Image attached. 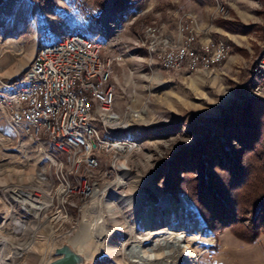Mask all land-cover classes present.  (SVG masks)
I'll return each mask as SVG.
<instances>
[{
  "label": "rangeland",
  "instance_id": "1",
  "mask_svg": "<svg viewBox=\"0 0 264 264\" xmlns=\"http://www.w3.org/2000/svg\"><path fill=\"white\" fill-rule=\"evenodd\" d=\"M23 1L26 0H0V33L7 30L9 38L13 33L9 31L12 20L6 30L4 22L8 23L7 18L13 17L16 6ZM28 1H34L36 44L49 45L65 35L78 33L105 44V55L128 48L130 53L113 77L116 107L121 113L128 106L137 112L133 127L122 133L141 142V147L127 157L130 175L117 185L121 189L111 194L110 201L95 199L86 203L78 196H67L59 203L54 195L50 211L59 210L61 215L50 218L60 220L51 225L40 214L30 218L29 230H23L24 224L15 221L8 226L0 219V264H48L55 259L54 249L64 243L70 245L75 237L85 242L86 253L89 249L88 255L82 254L87 264H183L185 249L191 254L192 264H264V234L252 242L243 241L236 235V231L244 230L243 224L232 232L218 222L207 221L187 194L180 190L173 193L166 186L168 180L174 182L177 176L181 188L188 185L184 182L185 164L179 158L185 150L198 148L209 136V130L200 128L214 127L207 119L219 117L233 102L244 105L251 98L264 99V89L254 92L249 77L264 54V0H132L130 5L126 0H103V8L96 5V0H47L43 4ZM108 10L116 14L120 31L110 29L102 35L100 19ZM153 22L161 25L174 42L192 34L195 40H221L229 52L219 65L193 73L169 72L133 43L143 27ZM224 22L234 25L226 23L227 30ZM21 29L18 26L16 33ZM104 39H109V43ZM28 46L27 39L19 38L16 43L0 45V56L14 54L6 65L11 69L28 68L32 55ZM94 125L102 138L109 139L99 124ZM0 132L13 133L1 113ZM51 149L61 156L54 147ZM33 154L16 148L14 166L22 157H28V168L25 172L0 170V184L32 182L37 170L33 162L37 156ZM177 163L181 168L171 175ZM123 173L128 174L127 170ZM191 181L194 192L195 182ZM54 189L46 187V194L52 196ZM4 211L6 208L0 204V216ZM7 214L14 217L12 211ZM177 237L184 242L169 257L168 246ZM147 255L155 259L143 260L142 256Z\"/></svg>",
  "mask_w": 264,
  "mask_h": 264
},
{
  "label": "built area",
  "instance_id": "2",
  "mask_svg": "<svg viewBox=\"0 0 264 264\" xmlns=\"http://www.w3.org/2000/svg\"><path fill=\"white\" fill-rule=\"evenodd\" d=\"M215 3L222 10L218 1ZM111 15L114 25L111 21L104 22L105 14L101 16L100 34L107 35L110 29L120 31L116 14ZM104 40L109 43V39ZM133 43L136 48H144L153 63L169 72L207 69L219 65L229 52L228 45L221 40L197 44L192 34L174 42L154 22L145 25ZM106 47L81 34H68L52 44L42 45L32 56L23 77L6 82L0 76V113L13 132L12 135L0 132V170L25 172L28 168V157H22L14 166L16 148L37 156L33 161L37 170L32 177L36 183L33 180L26 183L23 193L18 186L0 184V204L6 208L0 216L2 222L12 221L6 215L10 211L14 213L13 219L24 224L45 211L48 216L43 221L53 225L60 219L50 216L61 215L59 210L50 211L54 195L59 203L67 196H78L91 203L93 194L94 199L110 201L111 194L121 189L117 179L125 180L130 175L127 157L140 149L141 142L127 138L122 132L133 127L137 112L129 106L119 112L113 82L116 68L130 52L124 48L105 55ZM249 77L254 92L261 93L264 54ZM94 123L102 127L109 139L100 136ZM123 168L128 172L125 176ZM46 187L55 188V193L47 195ZM47 200L50 205L45 204ZM30 201L44 209L35 214L29 210Z\"/></svg>",
  "mask_w": 264,
  "mask_h": 264
},
{
  "label": "trees",
  "instance_id": "3",
  "mask_svg": "<svg viewBox=\"0 0 264 264\" xmlns=\"http://www.w3.org/2000/svg\"><path fill=\"white\" fill-rule=\"evenodd\" d=\"M131 1L126 0L127 5ZM95 3L103 8V0ZM224 23L227 30L226 23L234 25ZM208 120L213 128L200 127L209 130L206 140L179 158L185 164L184 182L188 185L181 188L177 176L174 182L168 180L167 189L187 194L207 221L218 222L232 232L243 224L244 230L235 234L252 242L264 234V99L251 98L244 105L233 102L219 117ZM176 167L171 175L181 168L179 163ZM190 181L195 182L194 192Z\"/></svg>",
  "mask_w": 264,
  "mask_h": 264
},
{
  "label": "crops",
  "instance_id": "4",
  "mask_svg": "<svg viewBox=\"0 0 264 264\" xmlns=\"http://www.w3.org/2000/svg\"><path fill=\"white\" fill-rule=\"evenodd\" d=\"M33 1V0H32ZM34 1L32 3L29 4V1H23L19 6H16L15 11H14V15L13 17L9 16L7 18L8 23L4 22V20H2L4 22V29L6 30L8 28V25L10 23V21L12 20L10 26H9V31L15 33V35H13V33H11L10 38L7 35V30L4 33H0V45L3 46H7L8 44H12V43H16V41L18 42L19 38H24L27 39L28 43H29V51L32 53V56L34 55V53L42 46L40 44H36V42L33 40L34 37L36 36V29L37 26H35V21L33 19V15L35 14V9H34ZM44 12V11H43ZM44 14V13H43ZM3 16H0V20L3 19ZM47 17V16H46ZM5 20V21H7ZM2 22V23H3ZM20 26L22 29V32L20 31L19 33H16L17 30L16 28ZM28 34V35H26ZM22 35H25V37H21ZM207 39L206 38H201L198 37L197 38V44H201L206 42ZM23 47H21L22 49ZM18 53V52H17ZM13 55L14 54H2L0 56V67H2V69L0 70V76L3 78V80H5L6 82L11 81L14 78H21L24 76L27 68L23 67V68H19V67H14V68H10L9 66H6L9 62V59L13 60ZM15 56H17L15 54ZM7 60V62H6ZM31 60V59H30ZM4 63V64H3ZM87 253H89V249H87ZM88 255V254H86ZM55 258V256H54ZM53 259V258H51ZM50 260V259H49Z\"/></svg>",
  "mask_w": 264,
  "mask_h": 264
},
{
  "label": "bare ground",
  "instance_id": "5",
  "mask_svg": "<svg viewBox=\"0 0 264 264\" xmlns=\"http://www.w3.org/2000/svg\"><path fill=\"white\" fill-rule=\"evenodd\" d=\"M111 13L112 12H110V10H108V12H107V14H106V16H105V18H104V20H107L105 23H107V22H109V21H111V25L113 24L114 25V21H113V18H111ZM2 14V9L0 10V15ZM123 171H126V169L125 168H123ZM119 179V180H118ZM117 179V184H120V182H122V180H121V178H118ZM32 180H33V178H32ZM20 183V185H18V184H13V185H15V186H18L17 187V189L20 191V192H24L25 191V188H26V186L28 185V184H31L32 182H31V180L29 181V182H27L28 184H26L25 182H19ZM22 185H24L23 187H21ZM94 190V189H93ZM97 191L98 190H96L95 192L97 193ZM19 196H21V194H18ZM90 197H92L93 198V200L91 199L90 201H94L95 199H94V194L93 195H91ZM21 200H22V198H21ZM185 202H186V204L189 206L190 205V203L185 199ZM42 203V202H41ZM46 203V205H50V203L49 202H45ZM44 209V207H42V206H37L36 204H34L32 201H30L29 202V210L30 211H32V212H34L35 214H37V212H41V210H43ZM42 216V218L44 219L45 217H46V214H45V211H44V214H42L41 215ZM94 216V215H93ZM11 218H13L12 216H10ZM96 217V216H95ZM42 219V220H43ZM17 222V223H20L21 225H23L24 224V222H22V221H19L18 219H12V221L11 222H7V224H8V226H10L13 222ZM30 225L27 223H25L24 224V226H22L23 227V230H29V227ZM183 239L181 238V237H177L176 238V240L175 241H173L172 242V244L171 245H169L168 246V248H169V252H166V254H167V256H169V257H171V252L174 250V248H178V247H182V245L181 244H183ZM70 245H71V247L75 250V251H77V252H79V253H81V254H83V253H86L85 252V249H86V244H85V242H83V241H81V239L79 238V237H75V238H72L71 240H70ZM178 246V247H177ZM141 248V247H140ZM143 249V248H142ZM167 249V248H166ZM144 252V251H143ZM87 254V253H86ZM143 255V254H142ZM148 256V255H147ZM183 256H184V258H185V263H183V264H192L191 263V254L189 253V250L188 249H185L184 251H183ZM142 257H144V258H142L143 260H154L155 259V256H153V255H150V256H148V257H146V256H142ZM56 258V257H55ZM163 264H167V262H164Z\"/></svg>",
  "mask_w": 264,
  "mask_h": 264
},
{
  "label": "water",
  "instance_id": "6",
  "mask_svg": "<svg viewBox=\"0 0 264 264\" xmlns=\"http://www.w3.org/2000/svg\"><path fill=\"white\" fill-rule=\"evenodd\" d=\"M55 259L48 264H87L85 256L75 251L69 244L64 243L54 249Z\"/></svg>",
  "mask_w": 264,
  "mask_h": 264
}]
</instances>
